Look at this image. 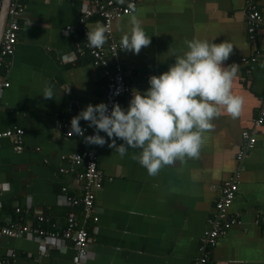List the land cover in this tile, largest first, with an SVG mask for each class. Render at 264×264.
<instances>
[{"label":"crops","instance_id":"0c3cea01","mask_svg":"<svg viewBox=\"0 0 264 264\" xmlns=\"http://www.w3.org/2000/svg\"><path fill=\"white\" fill-rule=\"evenodd\" d=\"M23 3L17 41L0 69V77L9 82L0 92V132L23 130L18 143L0 136V227L13 222L60 231L72 211L90 238L81 264H193L219 189L239 171L228 213L238 215L241 223L217 238L208 262L264 264V226L258 221L264 214V123L256 127L247 155L236 158L242 131L252 128L264 94V0L256 2L263 24L252 37L245 0H139L130 14L111 21L112 39L119 44L133 14L151 39L139 54L117 51L130 88L119 102L122 108L127 109L132 89L147 90L149 77L167 71L175 62L172 54H181L184 41L192 38L233 45L223 64H236L232 93L243 103L237 118L223 114L212 121L198 158L178 160L156 176L133 158L139 149L128 148L122 157L100 132L106 143L98 148L102 184L94 191L96 221L66 202V197L82 193V182L60 172L67 165L62 156L79 152L83 145L75 135L65 137L59 122L70 123L88 104L100 103L106 79L90 55L73 54L79 2ZM96 22L102 21L94 17L85 26ZM46 85L52 88V99L42 95ZM79 123L94 129L83 119ZM116 143L124 142L117 138ZM38 215L44 220L38 221ZM61 242L60 237L30 233L2 235L1 264H71L73 243Z\"/></svg>","mask_w":264,"mask_h":264},{"label":"clouds","instance_id":"9594fccd","mask_svg":"<svg viewBox=\"0 0 264 264\" xmlns=\"http://www.w3.org/2000/svg\"><path fill=\"white\" fill-rule=\"evenodd\" d=\"M129 25L120 49L139 54L151 39L136 15L130 16ZM86 28L88 47L99 49L107 43L109 28L104 24L96 22ZM184 44L181 54H172L175 62L167 71L149 77L147 90L132 89L127 109L115 102L110 111L104 102L88 104L71 118L68 136L75 133L88 144L103 146L106 140L99 133L104 132L111 140L108 146L122 157L128 148L139 149L133 158L149 176L178 160L198 158L203 134L214 127L212 121L223 114L237 118L243 100L232 93L236 64H223L233 52L231 43L192 38ZM42 95L52 99V88L46 85ZM81 119L95 129L94 135L84 136ZM117 138L124 143L117 145Z\"/></svg>","mask_w":264,"mask_h":264},{"label":"built area","instance_id":"2783aa9c","mask_svg":"<svg viewBox=\"0 0 264 264\" xmlns=\"http://www.w3.org/2000/svg\"><path fill=\"white\" fill-rule=\"evenodd\" d=\"M62 1H77L80 3V16L79 22L85 21L86 18L93 13H97L102 23L109 28L106 33L107 38L110 40L108 45H103L102 48H90L88 42L75 41L73 54L88 53L92 58L93 64L100 69L101 74L106 79L105 95L103 98L104 103L111 110L112 104L119 103L120 99L128 95L130 88L125 80L124 72L121 64L117 58V51L120 44L112 39L111 21L114 18H119L124 15L130 14L136 6L137 0H58ZM258 0H245L246 16H247V30L250 36H253L255 30L263 24V19L257 10L256 2ZM2 0H0V8ZM24 9L23 0H9L7 7V18L2 32L0 41V63L4 57L12 54L15 43L17 41V34L20 28V18ZM70 26H66V31ZM9 82L0 77V92L4 87H7ZM264 93V92H263ZM71 110V108H70ZM264 123V94L261 98V105L257 115L253 118V125L251 129L243 130L241 137L242 142L237 151L236 158L238 161L242 160L248 150L255 144L256 127ZM59 126L63 130V135L68 137L71 130V122H59ZM84 130V136L94 135L95 129H89L84 125H80ZM23 130L20 128L6 129L0 132V136L10 137L14 142H21ZM83 149L79 152L69 155H63L62 159L65 162V167L60 168V172H70L76 179L82 182V193L75 195V197H66V202L75 207H81L86 216L92 217L93 221L97 217L92 215L94 208V191L102 184V173L98 168V148L99 145L88 144L85 142L83 136H77ZM240 177L239 171L232 175L223 186L219 189L220 195L215 203L213 215L208 220V227L203 230L199 238L198 253L194 257L193 264H211L208 262L210 248H212L218 237L223 236L233 224H240L241 220L238 215L228 213L235 193L238 189V180ZM19 208H16L18 211ZM38 221H43L42 215L36 217ZM258 221L264 226V214L258 217ZM35 234L38 238H59L62 240H71L74 246V254L71 259V264H81L82 260L87 256V246L90 238L88 230L79 224L75 214L70 211L67 214L65 226L60 231L49 230L44 227H34L30 224L13 223L9 222L0 227V236H20L22 234ZM11 255H14L11 253ZM1 264V261H0Z\"/></svg>","mask_w":264,"mask_h":264},{"label":"trees","instance_id":"16d2710c","mask_svg":"<svg viewBox=\"0 0 264 264\" xmlns=\"http://www.w3.org/2000/svg\"><path fill=\"white\" fill-rule=\"evenodd\" d=\"M138 1L139 0H137V3H138ZM137 3H136V5H137ZM80 13H81V11H80ZM94 17H97V18H99L102 21L101 17L97 13H93L91 16H89L88 18H86L85 21H83V22H79V18H78V24H79V27H80V31L78 32L77 39L75 41L84 42L85 40H87L86 33L83 31V28L86 30L85 24H87L88 22H90ZM109 42H110V40H109ZM109 42H108V44H109ZM108 44H105V46L108 45ZM7 57L8 56L4 57V60L0 63V69L6 65V59H7ZM104 95H105V91H104ZM104 95H103V98H104ZM103 98H102V101H103ZM80 194H78V195H80Z\"/></svg>","mask_w":264,"mask_h":264},{"label":"water","instance_id":"95a60500","mask_svg":"<svg viewBox=\"0 0 264 264\" xmlns=\"http://www.w3.org/2000/svg\"><path fill=\"white\" fill-rule=\"evenodd\" d=\"M9 4V0H2V5L0 8V41L2 32L5 26L6 18H7V7Z\"/></svg>","mask_w":264,"mask_h":264}]
</instances>
